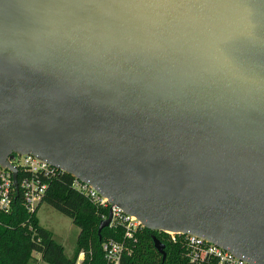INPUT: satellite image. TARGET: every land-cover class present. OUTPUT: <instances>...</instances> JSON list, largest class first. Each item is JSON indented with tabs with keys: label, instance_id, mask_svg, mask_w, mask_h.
I'll list each match as a JSON object with an SVG mask.
<instances>
[{
	"label": "water",
	"instance_id": "water-1",
	"mask_svg": "<svg viewBox=\"0 0 264 264\" xmlns=\"http://www.w3.org/2000/svg\"><path fill=\"white\" fill-rule=\"evenodd\" d=\"M15 154L150 231L264 264V0H0V165L17 200Z\"/></svg>",
	"mask_w": 264,
	"mask_h": 264
},
{
	"label": "trees",
	"instance_id": "trees-1",
	"mask_svg": "<svg viewBox=\"0 0 264 264\" xmlns=\"http://www.w3.org/2000/svg\"><path fill=\"white\" fill-rule=\"evenodd\" d=\"M74 179L63 173L49 189L43 203H47L72 219L80 228L77 248L73 258L54 238V233L40 224L37 213L29 214L21 197L9 212L0 211V264H37L35 254H40L48 264H109L105 258L103 243L110 238L124 242L125 253L121 264H218L215 259L194 262L192 250L182 238L176 242L170 234L143 228L133 240L125 239L121 230L106 228L98 234L103 216L109 209L101 207L73 188ZM42 203V204H43ZM156 236L166 245L167 258L155 248ZM81 255L84 258L79 261Z\"/></svg>",
	"mask_w": 264,
	"mask_h": 264
},
{
	"label": "built area",
	"instance_id": "built-area-1",
	"mask_svg": "<svg viewBox=\"0 0 264 264\" xmlns=\"http://www.w3.org/2000/svg\"><path fill=\"white\" fill-rule=\"evenodd\" d=\"M10 164L17 169L19 198L21 197L23 206L29 214L37 213L49 192L51 184L65 172L34 155L15 154L10 160ZM73 179L75 190L97 205L112 211V221L108 228L121 230L125 239L131 240L141 233L144 227L136 217L130 216L119 207L112 205L107 198L89 184L74 177ZM16 197L14 173L0 165V211L9 212L13 204L19 199L16 200ZM108 216H103V220H106ZM170 236L174 242L178 238L184 240V243L192 250V259L196 263L209 258L215 259L218 264H250L202 238L190 235L170 234ZM103 250L109 264H121L125 253L124 242L110 238L103 243Z\"/></svg>",
	"mask_w": 264,
	"mask_h": 264
},
{
	"label": "rangeland",
	"instance_id": "rangeland-1",
	"mask_svg": "<svg viewBox=\"0 0 264 264\" xmlns=\"http://www.w3.org/2000/svg\"><path fill=\"white\" fill-rule=\"evenodd\" d=\"M40 224L54 233L55 240L62 244L65 253L69 258H73L77 248V240L80 228L76 226L72 219L63 215L47 203H43L37 213ZM37 264H48L42 260L40 254L34 255ZM84 258L81 255L79 261Z\"/></svg>",
	"mask_w": 264,
	"mask_h": 264
}]
</instances>
